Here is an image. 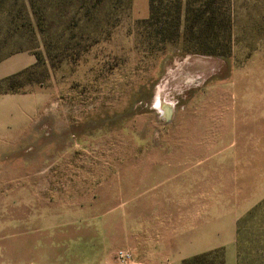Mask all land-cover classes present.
<instances>
[{
  "label": "rangeland",
  "instance_id": "1",
  "mask_svg": "<svg viewBox=\"0 0 264 264\" xmlns=\"http://www.w3.org/2000/svg\"><path fill=\"white\" fill-rule=\"evenodd\" d=\"M34 10L32 50L0 61V81L27 71L0 84V264L41 229L130 212L176 218L225 264H264V0Z\"/></svg>",
  "mask_w": 264,
  "mask_h": 264
},
{
  "label": "crops",
  "instance_id": "2",
  "mask_svg": "<svg viewBox=\"0 0 264 264\" xmlns=\"http://www.w3.org/2000/svg\"><path fill=\"white\" fill-rule=\"evenodd\" d=\"M115 214L122 221L114 227L41 229L35 242L19 244V264H119L120 249L132 253L129 264H181L198 254V232H188L176 218L156 225L147 213Z\"/></svg>",
  "mask_w": 264,
  "mask_h": 264
},
{
  "label": "trees",
  "instance_id": "3",
  "mask_svg": "<svg viewBox=\"0 0 264 264\" xmlns=\"http://www.w3.org/2000/svg\"><path fill=\"white\" fill-rule=\"evenodd\" d=\"M35 0H0V17L5 23V40L0 42V61L20 51H30L32 38L35 36L32 19L36 14L34 10ZM153 5V0H150ZM214 17V12H210L207 23ZM18 35L22 40L20 42H11V39ZM24 38V40H23ZM9 41V42H8ZM201 52L213 54L214 51L209 48L202 49ZM27 71H20L11 74L0 81L5 86V91H12L16 87H21L24 82L19 78L25 76ZM181 264H225L224 255L220 250L206 251L198 253L182 260ZM239 264V260L237 261Z\"/></svg>",
  "mask_w": 264,
  "mask_h": 264
},
{
  "label": "built area",
  "instance_id": "4",
  "mask_svg": "<svg viewBox=\"0 0 264 264\" xmlns=\"http://www.w3.org/2000/svg\"><path fill=\"white\" fill-rule=\"evenodd\" d=\"M115 259L119 264H129L132 261V253L127 250H117L115 252Z\"/></svg>",
  "mask_w": 264,
  "mask_h": 264
},
{
  "label": "water",
  "instance_id": "5",
  "mask_svg": "<svg viewBox=\"0 0 264 264\" xmlns=\"http://www.w3.org/2000/svg\"><path fill=\"white\" fill-rule=\"evenodd\" d=\"M165 110H168V111H165V114H166V116L168 118L170 116V114H171V108L167 107V109H165Z\"/></svg>",
  "mask_w": 264,
  "mask_h": 264
}]
</instances>
